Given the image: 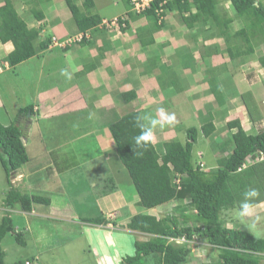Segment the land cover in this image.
<instances>
[{
	"label": "trees",
	"instance_id": "obj_1",
	"mask_svg": "<svg viewBox=\"0 0 264 264\" xmlns=\"http://www.w3.org/2000/svg\"><path fill=\"white\" fill-rule=\"evenodd\" d=\"M23 2L28 6L27 13L24 6L16 5L13 0H0V41L10 42L13 46V50L2 59L8 67L0 65L3 69L0 78L4 77V72L10 74L12 70H15L13 76L17 75V67L36 59L35 62L39 63L36 69H40L38 74L41 80L47 73L45 76L48 82L47 89L57 88L61 83L62 87H58L60 93H65L67 89H76V92L79 91L85 96L95 90L93 87L86 90L89 84L85 72L101 66V61L109 56L108 52L112 50L109 37L115 32L109 31L112 26L116 27L118 32L128 33L136 21L143 19L142 24L136 26L137 31L129 37L145 52L156 43L155 37L163 30H167L170 35L175 30L189 32V38L188 35L184 37L186 40L202 37L203 58L226 54L235 64L253 58L255 49L264 43V5L258 0H150L143 10L135 9L133 0H113L116 7L122 10L111 18L99 16L95 12L96 0H81L79 3L77 0H63L65 9L57 12L51 7L48 11L50 13L48 21L46 14L47 9L52 6L51 0ZM226 2L229 3L232 14L224 9L223 5ZM20 13L27 15L24 18ZM165 18H170L172 22L165 24ZM30 19L36 20L39 24L37 26L29 24ZM68 21L75 25L74 28L78 32L76 35H82V39L78 43L62 45L67 39L76 36L72 33L68 35L60 33L63 24ZM235 21L239 22L241 27L233 31L232 24ZM97 36L101 40L93 51L96 52V56L89 58L90 65L86 67L89 68L85 74L77 76L69 69L65 55H72L78 65L82 64L84 59L78 56L79 53H84L83 48H93ZM216 39L223 41V50L220 44L215 42ZM207 41L211 44H205ZM164 45L166 43L159 46ZM157 58L159 57L150 60V64L154 65ZM257 61L264 67V55L258 57ZM126 63L127 59L122 65L125 66ZM219 67L208 69L204 78L207 84L205 89L208 90L205 94L210 95L218 109L212 110L209 105L211 103L205 102L201 107L206 109L207 115L202 116L203 110L199 107L201 104L197 102L196 97L189 103L180 100L175 103L177 111L187 112V119H200V123L198 122L200 125L194 122L195 125L187 128L185 122L181 124V127L185 128L187 140L185 143L180 142L177 137L163 143L162 150L161 147L156 148L154 141L146 151L136 149L134 137L141 131L136 126V118L142 116L141 112H126L115 122L106 125L113 140L111 146L137 193V206L146 210L145 213L129 217L125 223L126 230L138 232L144 235V239L141 241L135 239L133 255L125 254L119 264H190L192 253L188 247L191 241H204L217 252L216 258L209 256V262L206 264H261L264 259V238H256L240 221L235 222L232 227H227L230 218L225 214L226 211L236 213L243 200V193L248 189H257L260 192L253 203L257 205L264 203V130L259 133L247 132L239 119L228 121L220 129L215 126V117H223L217 115L221 112L227 97L218 85V77L225 71ZM21 69L26 70L24 67ZM118 71L116 68L115 71L110 70L109 76L112 78ZM50 73L53 82L49 77ZM238 96L251 118L253 107L246 99L248 94L244 92ZM134 98L135 94L132 91L123 95L125 105L130 104ZM58 102L59 99L55 96L48 97L38 120L58 117H66L67 120L74 113L63 111L54 115L53 112L59 109L60 103L61 106H67L61 101ZM90 104L87 108L90 105L89 109L92 110L93 105ZM197 105L199 108L196 110ZM33 108L32 103L18 108L15 124L9 126L0 124V162L9 187L2 201L4 215L0 219V264H41L36 257L9 263L1 247V241L7 235H12L21 245H25L26 236L30 235L23 227L16 231L17 225L12 214L22 218L24 213L30 214L35 208L39 210V206L51 205V199L48 197L27 190L23 193L18 187L13 186L10 180L13 173L21 171L29 162L30 140L22 131L19 119L29 121L35 116ZM79 112L83 115L84 122H89L87 126L82 127L89 128V136L94 142L100 132L90 123L91 118L85 117L90 113L88 110ZM28 113L31 114L30 118L27 117ZM251 121H255L253 117ZM66 123L70 127L73 126L74 135H79L80 139L85 138L87 133L80 135L79 127L76 128L72 122ZM201 139L209 141L210 146H215L214 167L200 168L199 162L197 163L198 159L194 156L193 149L194 144ZM230 141L232 142L229 146L227 144ZM133 150L142 152V155H135ZM56 151L54 146L53 160H49L51 153L48 157V167L51 169H53V166H50L51 162H54L56 168ZM115 183V178L105 177L104 189L101 190L100 196L118 191ZM169 205H173L172 211L164 216L148 213L158 207L166 208ZM65 207L68 209L69 205L66 204ZM126 213L125 210V215ZM35 221V226H39L37 219ZM46 221L51 222V219L47 218ZM80 221L92 226L110 222L103 215L94 218L83 217ZM112 222L118 225L115 221ZM40 223L42 227V222ZM31 235L37 237L35 233ZM52 244L55 243H49V246Z\"/></svg>",
	"mask_w": 264,
	"mask_h": 264
},
{
	"label": "rangeland",
	"instance_id": "obj_2",
	"mask_svg": "<svg viewBox=\"0 0 264 264\" xmlns=\"http://www.w3.org/2000/svg\"><path fill=\"white\" fill-rule=\"evenodd\" d=\"M24 0H13V2L21 6L23 4ZM57 1V0H55ZM54 1V3H56ZM81 0H77V3H79ZM97 4L94 7L95 12L99 14V16H106L107 18H111L114 16H117L118 13L122 10L121 8L116 7L113 0H96ZM264 5V0H258ZM27 10L26 13L29 11L27 5H22ZM66 5H62L61 12L65 9ZM224 9L228 10L227 7H229V3L226 2L223 5ZM230 14V8L228 10ZM27 14L23 15V13H20V16L26 17ZM50 13L47 15L46 20H50ZM170 18H165L164 23L169 24L171 23ZM29 24H35L36 26L39 24L34 19H30L28 21ZM69 29L74 28L75 25L72 24L71 21H68L66 24ZM138 25V24H137ZM132 25V28L130 29L131 32L128 33H121L116 31L117 28L112 26L109 28V31H115L113 36V39L119 38V41L123 43L122 47H117L114 49L113 54L109 55L107 59H104L105 61H101V67L99 71L101 72V68L103 67L104 72L106 71L107 66H113L115 67V64L120 67L121 64L129 57L128 61L134 62L139 58V50L133 44V41L129 37L130 34H134L137 30L135 26ZM239 27H241V24L239 22H233L232 29L233 31H236ZM63 31H60L62 34ZM166 32V31H165ZM189 33V32H188ZM70 36V35H69ZM99 36L95 37V41L101 40V38H98ZM185 35L183 31L175 30L172 37L167 38H158V42H163L165 39L169 41V46H166L168 48L163 49L162 48V62L169 65L170 63L173 64V61L176 60L175 54L172 53L174 47L175 52L177 47L179 46L178 41L182 38H184ZM217 43L220 44L221 49H224V44L221 40H215ZM64 45V44H63ZM152 47V46H151ZM149 47L148 49H150ZM155 47V46H154ZM77 48V47H75ZM0 50L1 55L5 56L10 51V45L8 42H1L0 41ZM160 53V52H158ZM172 53V54H171ZM0 55V60L1 56ZM264 55V43L261 44L256 49L255 57H259ZM96 56V52H91L90 54H87V58H85L83 64H88L91 57ZM180 56V55H178ZM89 57V58H88ZM131 57V58H130ZM191 58L193 56H190ZM135 58V59H134ZM227 62L230 63L229 58L225 57ZM193 59V58H192ZM216 59H214V62H212L213 65H216ZM68 60V59H66ZM134 60V61H133ZM35 60L28 61L24 65L17 67L16 72L17 75L13 76V73L15 70H12V72L6 73L4 72V77L0 78V97H5L4 99L0 98V101L2 102L3 107H0V124L3 126H9L10 124H15L16 119L14 116V112L16 113L15 106L17 107H24L29 104L30 101H35L36 97L41 95L43 96L45 93H50L54 89L59 90L58 87H62V84L60 83L57 88L53 89H47L48 82L46 74L41 80V77H38L37 79L35 77H32L33 72H38L40 69H36V66H38L37 62ZM159 62V61H158ZM199 65H200V61ZM141 64V67H144L143 63L139 62ZM185 63V62H184ZM1 65V62H0ZM87 65V66H88ZM151 65V64H148ZM235 65H238V69L240 70L238 73H236L232 80L239 85L237 88L234 86V89H238L239 93L243 94L246 92L248 94V97L246 99L251 103L252 107V115L254 120L257 117L259 121H251V118L249 114H247V111L244 106H232L230 105L226 110L221 109L220 113L217 116L223 115L221 120V116L217 119L216 127L218 129L225 126V124L233 119H239L243 128L247 132H255L259 133L260 131L264 130V113L262 108H260V98H257L255 96V101L253 100L251 96V92L248 90L249 87L252 85L258 83V81L261 79L259 76V71H257V63L255 62H242L237 63ZM74 69L76 72L75 74L78 76L84 72V68ZM8 66L6 65V68ZM21 67H24L26 70L22 71ZM89 68V67H88ZM86 68L85 70H87ZM9 69V68H8ZM160 70V68H159ZM235 70V69H234ZM171 70L165 71V78L164 75H161V78L164 80L168 79L167 74L170 73ZM3 72V69H0V73ZM78 72V73H77ZM180 73V72H179ZM68 75V74H67ZM66 75V76H67ZM100 77L102 78L103 73H100ZM35 76V75H34ZM62 76V77H66ZM31 77V78H30ZM51 81L52 80V74L50 73ZM55 77V76H54ZM232 77V76H231ZM104 78V75H103ZM107 78V77H106ZM105 78V79H106ZM198 81V80H196ZM245 84V85H244ZM40 86V89L38 87ZM86 86V90L87 87ZM194 86V85H193ZM258 86L263 90L262 85L258 84ZM246 90H245V88ZM160 92L158 91V94ZM73 94L79 95L76 90L73 91ZM97 94L96 90H93L90 92V96ZM56 98L59 99V102H63L64 105H67L70 107H74L75 105V99L72 98L71 94L67 92L66 94H57ZM82 96V94H81ZM160 96V95H158ZM158 96L156 93L149 94L148 97L150 100L152 97L154 98L153 104L151 106L147 105V97L144 100H139L140 102V109L147 110L149 107L152 109L155 108L157 105L156 102H158ZM71 97V98H70ZM161 97V96H160ZM178 95L173 96V99L169 104L170 107L168 109L169 114H175L176 120L173 124H167L164 123L163 127L157 126L156 129H162L161 132H167L169 128H173V133L170 132L169 137L179 138V141L182 143H185L186 140V134H185V128L181 127V124L185 122L187 124V128L191 127L196 122L197 124L200 123V119L195 118L193 119H187L185 115H182L180 112L176 111L177 107H175V98H177ZM235 99L234 97L227 96L226 100H232ZM123 96H120L118 99V104L122 105V108H124L125 104L123 103ZM161 101V100H160ZM233 101V100H232ZM77 102V101H76ZM135 101L133 102V105H136ZM166 103H163V108L165 110ZM204 104V102L201 104V106ZM241 103H239L240 105ZM79 105V103H78ZM162 106V105H161ZM77 107V106H75ZM168 107V106H167ZM197 108L198 105L196 106ZM235 107V108H234ZM66 108L64 106H61L58 109V111L63 112L66 111ZM121 108V109H122ZM89 109L88 111H90ZM203 110V109H202ZM55 111V110H54ZM57 111V110H56ZM166 111V110H165ZM50 113V112H49ZM48 113V114H49ZM262 113V116H256V114ZM78 112L72 113L69 118L66 117H58V118H52L49 120H38L33 119V123L29 125L28 120L19 119L20 126L24 134L29 138V148H28V155H29V162L25 164L21 171L24 172V176L18 175L19 172H15L12 174L11 177V183L13 186L18 187L23 193L27 190L31 193H36L38 195L48 197L51 199L54 203H62L63 205L68 204L69 210L74 211L77 216L80 218L83 217H96L98 216V210L100 211L101 207L103 205L112 206L115 203H118L119 201L117 199L107 200L104 201V199H100V192L103 190V180L107 176H111L116 179L115 186L119 188V198L121 197V201L129 208L130 211H132V208L136 206L135 199L138 198L137 193L135 192L134 186L132 184V181L130 180L128 173L124 166L119 161L117 154L114 151V148L111 146V143H113V140L111 138L110 132L108 127H97L95 130H99L100 132V138L95 139L93 142V139L90 138L88 133V127L83 128L82 126H87L86 124L89 122H84L83 115L79 114ZM148 114L143 113V116ZM151 115V114H150ZM104 116V115H103ZM102 116V117H103ZM97 117L96 119H90V123L98 122L97 125L100 124V120L102 118ZM119 118V117H117ZM89 119V118H88ZM73 120V121H72ZM107 120V119H106ZM66 121L68 124H72L77 127H79L80 135L86 134L84 137L80 139L79 135L73 134V126L66 125ZM180 122V123H179ZM199 122V123H198ZM200 125V124H199ZM198 125V126H199ZM19 126V125H18ZM96 127V126H95ZM94 127V128H95ZM250 128H252L250 130ZM155 129V130H156ZM85 130V131H84ZM83 131V132H81ZM230 137V135H229ZM89 139H92V141H89ZM155 140V139H154ZM216 140V139H215ZM232 141H230L227 145H231ZM56 147L57 151L55 152V155L57 157V163L56 168L54 167V162H51L53 166V169L48 167L49 160H53L52 153H53V147ZM161 145V149H162ZM194 156L196 155V152L200 150L203 154V161L207 164V167H214L215 166V146H210L209 141L201 139L200 141L196 142L194 144L193 149ZM51 153V156L49 157V154ZM219 152H216V155H218ZM49 157V160H48ZM56 157H54V160H56ZM7 176L4 172V169L2 167V164L0 162V219L3 215V209H2V201L4 198L5 192L8 191V183H7ZM104 203L101 206V203ZM45 209H47L44 206ZM38 209H43V206H39ZM163 209H166L165 207H162L158 209V212L162 211ZM168 211V206H167ZM162 213V212H161ZM161 213H158L159 217L162 216ZM226 215L229 216L230 220L227 222V227H232L235 222H239V219L236 217L235 213L225 212ZM257 214L259 215L260 219L255 220V217L248 218V223L243 224L246 226V230L253 234L256 238H264V203L261 205H258L257 208ZM35 217H38L36 214H34ZM49 219H52L51 222H45L47 218L41 219L36 218L39 225L42 222V227L40 228V233L44 232L45 235H49L51 233L50 237L45 238L42 241H37L36 238L32 237L30 234L28 237L26 236V243L25 245L18 244V242L15 241L14 237L12 235H7L2 241H1V247L5 252V258L6 261L9 263L14 262L15 260L22 259L25 260L26 258H33L36 257L41 264H117L120 260V258H117L115 256H112L110 258L107 254H101L99 256L98 254L101 252H106V247L101 244L99 240L102 239V235L105 234V231L102 229H95L94 227H91L90 233L87 230H81L80 232H75L74 228H71L70 220L68 217H65L61 215V212L58 210H51L49 214ZM12 218L14 219L16 225L20 226L23 224V221L20 220V217L17 214H12ZM111 218V217H110ZM58 220V221H54ZM231 219H234L231 221ZM255 220V226H252V221ZM72 221V220H71ZM53 222V223H52ZM73 227V226H72ZM110 229L116 228L115 225ZM66 229V231H65ZM115 230V229H114ZM118 235V239L116 241L117 243V249L115 250V253L117 255L127 254L132 255L134 253V240L136 238H132L127 235V233L124 232H118L116 233ZM44 235V234H42ZM44 235V236H45ZM132 236V234H130ZM46 239V240H45ZM132 240V241H131ZM201 242V241H200ZM205 243L204 241H202ZM49 243H55L49 246ZM201 249L194 247L193 251L196 254V257L192 258L191 260L195 264H206V262H209V256H213V258H216V254L210 249H208L207 246H203ZM47 249V250H46ZM114 254V253H113ZM192 262L190 264H192ZM261 264H264V261H262Z\"/></svg>",
	"mask_w": 264,
	"mask_h": 264
},
{
	"label": "crops",
	"instance_id": "obj_3",
	"mask_svg": "<svg viewBox=\"0 0 264 264\" xmlns=\"http://www.w3.org/2000/svg\"><path fill=\"white\" fill-rule=\"evenodd\" d=\"M55 0H51L52 6H50L47 9V13L49 10H51V7L54 8V10H57V12H60V9L63 5V0H57L55 1L56 3H54ZM23 4H21L22 6ZM51 5V4H50ZM24 8V7H23ZM229 10V7H227ZM22 11V9H20ZM48 15V14H46ZM47 19V16H46ZM36 21V20H35ZM48 21V20H47ZM143 19L136 21L134 25H139L142 24ZM38 23V22H37ZM67 23H64L62 26V33H66L67 35L72 33L73 35H76L77 30L75 28H67ZM137 25V26H138ZM136 28V26H135ZM166 31V32H165ZM185 36L188 35L189 38V33L187 32H183ZM115 33L111 34L109 37V41L110 43H112V50L108 52V55H111L114 51V49H116L117 47H122L123 43L121 41H119V38H115L113 39V36ZM168 37H172V35H170V33L167 30H163L161 33L158 34L157 37H155V44L151 45L152 47L150 49H147V51H142L140 50V48L137 46V44L135 43V46L138 48L139 50V58L134 61L129 63L130 61H128L129 57H127V63L126 65H122L120 67H118L115 64V67L111 66H107L106 67V71L104 72L103 67L101 68V72L99 71L101 66H98L97 68H90V70L86 71L84 68V72L86 73V79L88 81L89 86L87 88L93 87L96 91L97 94L90 96V94H86L85 96L82 95L81 96V92L77 91L79 95H74L73 91L76 89H67L65 93H60L59 90L54 89L52 92L50 93H45L43 96L39 95L36 97V100L30 101L29 103H32L34 105V115L31 118L33 119H38V117L43 113L44 108L46 106V99L48 97H52L59 94H66L67 92H69L72 96V98L75 99V105L74 107H70L68 106V109L66 107V111L68 112H78L79 114H81V112L79 111H83V110H89L90 108V103H92V107L93 109L90 110L89 114L85 117H90L92 119H96L97 117L102 118L99 119L100 120V124L97 125L98 122H94L92 125L99 127V129L101 127H107L106 125H109L113 122H115L116 120H118L120 117H122L126 112H130V111H136V112H141V115L143 116V113H147L151 116H153L154 118L159 119V112L158 110L163 108V103L167 104H173L170 103L173 99V96L178 95L177 98H175V103H177V101L180 100L181 101H186V102H190L192 99L195 100V97L197 99V102H199V104H202L203 102L206 104L211 105L212 110H216L217 104L215 102H212L213 100L211 99L210 95L205 94L208 93V90H206V81L204 82V78H205V74L207 73L206 71L208 69H212L214 67H219L221 66L222 69H224V73L222 75H220L218 77V85L220 86V88L222 89V91H224V95L225 96H231L234 97L235 99L232 100H226V103L224 104L222 109L228 108L230 105L234 106H243L242 104L239 105L240 101H239V96L241 95V93H239L238 89H234V86H236L237 88L239 87V85H237L233 80V76L238 73L240 70L238 69V65H235L234 61H230V63H228L226 60V54H223L222 56H218V55H213L208 59L203 58V53H202V48H203V39L202 37H195V38H191L190 40H186L185 38H182L178 41L179 46L177 47V49L175 52V47L172 51V53L175 54V59L173 61V64H165L163 63L162 60V48L166 49L169 46V41H167L166 39L163 42L157 43L158 38H167ZM156 36V35H155ZM195 39V41L193 40ZM216 40H220V39H216ZM217 43V41H215ZM163 43H166V45L159 46L162 45ZM223 43V41H222ZM8 44L10 45V51L8 53H10L13 50V46L10 42H8ZM134 44V43H133ZM205 44L210 45L211 42H206ZM219 44V43H218ZM95 46L93 48H83L84 49V53H79L78 56H80L81 58H83L85 60V58H87V54H90L91 52L94 51V49H96L98 47V41H95ZM114 46V47H113ZM155 46V47H154ZM82 48L81 46H77ZM259 47V46H258ZM79 48V49H80ZM81 49V50H83ZM257 49V48H256ZM256 49L255 52L253 53L254 55L256 54ZM160 52V53H158ZM1 53V50H0ZM7 53V54H8ZM171 53V54H172ZM6 54V55H7ZM1 55V54H0ZM5 55V56H6ZM180 55V56H178ZM193 55V59L190 57ZM253 55V58H250L248 60H246V62L251 61L252 63L255 62L257 63V71H259L258 74H260L259 76L261 77V79L258 81V83L252 85L251 87H249V91L251 92V96L253 98V100L255 101V96H257V98H260V108H262V110H264V67L260 66L259 62L257 61L258 57H255ZM2 56V55H1ZM5 56H2L1 59H3ZM154 57H159L157 58V60L155 61L154 65H148L150 64V60H153ZM228 57V56H227ZM260 57V56H259ZM65 58L68 59L67 60V64L69 69L71 70L72 73H76L74 71V69H79L78 72L81 71L80 68L87 66L88 64H80L78 65L77 62L72 58V55L70 54H66ZM89 58V57H88ZM131 58V57H130ZM216 59V65H213L212 62H214V59ZM229 58V57H228ZM135 59V58H134ZM148 59V61H147ZM105 61V60H102ZM159 61V62H158ZM200 61V65L199 62ZM1 64L6 68V63L3 60H0ZM143 63L144 67H141V64L139 63ZM185 62V63H184ZM90 65V64H89ZM109 67V68H108ZM119 70L117 73H115V75L111 78L109 76V74L111 73L110 70ZM160 68V70H159ZM220 68V67H219ZM0 69H2V66H0ZM235 69V70H234ZM167 70H171L170 73L167 74L168 79H162L161 75H164L165 78V71ZM77 72V73H78ZM83 72V73H84ZM88 72V73H87ZM180 72V73H179ZM84 73V74H85ZM100 73H103L102 78L100 77ZM35 75V76H34ZM232 76V77H231ZM32 77H35L37 79L38 77V72H34L32 74ZM107 77V78H106ZM106 78V79H105ZM198 80V81H196ZM122 83V84H120ZM258 84L262 85L263 90L258 86ZM194 85V86H193ZM245 85V84H244ZM245 88V87H244ZM104 89V90H103ZM246 90V88H245ZM134 92L135 94V98L132 100V102L130 104H126L124 105L125 107L122 108L121 104H118V99L120 96H123L125 93L128 92ZM158 91L160 92L158 94ZM156 93L158 96V102H156L157 105L155 108H151L149 107V109L147 110H143L140 109V102L142 100L145 101V98L147 97V105L151 106L153 104L154 98L152 97V99L150 100V98L148 97L149 94H153ZM205 94V95H204ZM57 97V96H55ZM1 99H4L5 97L1 96ZM71 98V97H70ZM142 99V100H141ZM141 100V101H139ZM161 100V101H160ZM77 101V102H76ZM135 101V103H137L136 105H133V102ZM79 103V105H78ZM124 103V101H123ZM89 105V107L87 108V105ZM125 104V103H124ZM167 104L165 106V113H168V109L170 107V105ZM162 105V106H161ZM2 102L0 101V107H2ZM77 106V107H75ZM168 106V107H167ZM176 106V104H175ZM25 107V106H24ZM201 107V105H200ZM234 107V108H235ZM21 108V107H17L15 106V110L17 112V109ZM122 108V109H121ZM164 109V108H163ZM201 109H203L202 112V116H206L207 115V111L206 109H204V107H201ZM170 110V109H169ZM197 110V107H196ZM177 111V110H176ZM219 111V110H218ZM180 112L182 115H187V112ZM61 113V111L59 112L54 111L53 114H58ZM264 113V111H263ZM78 114V115H79ZM216 114V113H215ZM214 114V115H215ZM16 115V113L14 112V116ZM104 115V116H103ZM37 116V117H36ZM103 116V117H102ZM256 116H262V113H260L259 115L256 114ZM119 117V118H117ZM187 117V116H186ZM30 118L29 125H31L33 123L34 120H32ZM216 118V117H215ZM40 119V118H39ZM45 119V118H44ZM107 119V120H106ZM224 118H221V120H223ZM217 119L214 120V124L216 126L217 124ZM255 121H259L258 118H255ZM254 121V122H255ZM187 125V124H184ZM252 128H250L251 130ZM245 130V129H244ZM162 129H156L154 130V135H155V140L154 143L156 145V148L161 147V145L171 139H173L175 136L173 135V137H169V134H171L170 132L173 133V128H169V130H167V132H161ZM252 131V130H251ZM100 134V133H99ZM98 138H100V135L98 136ZM162 150V149H161ZM196 158L198 159L197 163L200 166V168H205L207 169V164L203 161V157L204 154L198 150L196 152ZM24 172L20 171V174L18 175H23ZM24 176V175H23ZM100 199H104V201L107 200H112V199H117L119 202L115 203L114 205H103L104 203H101V206L103 205V207H101L100 211L98 210L97 215L101 216L103 215V217H105L106 220H109L110 222L115 221L116 224L115 225L116 228H114L113 230L110 229L109 224L103 225V224H99L96 226H92L88 223L85 222H81L80 220H82V218H80L79 216H77L76 214H74V211H69L68 209H66L65 204L63 205L62 203H54L51 201V205L49 207H46L47 209L44 208L43 209H39L37 210L36 208L29 214V213H24L23 217L20 218V220L23 221V224H21L20 226H16V231H20L21 227H23L24 231H28L30 234H36V240L37 241H42L45 233L41 232L39 228H41V225L39 226H35L36 225V218L34 214H36L38 217L41 218H50L49 214L51 212V210H58L61 212V215L68 217L70 220V224L73 226H71V228H74V231L76 232H80L81 230H87L90 233L91 227H94L95 229H102L105 231V234L102 235L103 241L102 239L99 238L98 241L101 242V244L103 246L106 247V252H101L98 255L102 257L101 254H107V253H115V250L117 249V239H118V235L116 233L118 232H124L127 233V235H129L132 238H136L137 240L141 241L144 238V235L135 232V231H129V230H125V223L129 220V217H132L133 215L136 214H140V213H145L146 210H144V208L137 206V201L138 198L135 199L136 201V206H134L132 208V211L129 210L130 207L126 206L122 201H121V197L119 198V190L114 191L113 193L107 195V196H100ZM162 207H158L155 210L149 211L148 213L151 214H156L158 215V213H161L162 216H164L165 214H168L169 212L172 211L173 205H169L168 206V211H167V207L166 209H163L161 212H158V209H160ZM125 210L127 211L126 215H125ZM4 215V213H3ZM2 215V216H3ZM113 215L115 217L118 216V218L116 220L110 219V216ZM1 216V217H2ZM97 217V216H96ZM88 218V217H87ZM52 220V219H51ZM72 220V221H71ZM55 221V219H54ZM53 223V222H52ZM112 225H114L112 223ZM26 231V232H27ZM66 231V229H65ZM44 234V235H42ZM51 233H49V235H45V237H50ZM132 234V236L130 235ZM132 241V240H131ZM182 242V240H180ZM203 246H207L208 249L212 250L216 255L217 252L213 250V248L208 244V243H203L200 241H191L189 243V249L192 253V258L196 257V254L193 251L194 247L200 248L201 249H206L203 248ZM194 254V255H193ZM119 258V256L117 257ZM264 261V259L262 260ZM262 263V262H261ZM193 264V262H192Z\"/></svg>",
	"mask_w": 264,
	"mask_h": 264
},
{
	"label": "clouds",
	"instance_id": "obj_4",
	"mask_svg": "<svg viewBox=\"0 0 264 264\" xmlns=\"http://www.w3.org/2000/svg\"><path fill=\"white\" fill-rule=\"evenodd\" d=\"M139 1H140L139 2L140 4L144 3V7L139 9V10H143L144 8L148 6V3L150 0H139ZM62 74H65V73H62ZM158 112L160 116L159 119L154 118L153 116L149 114H146L144 116H138L136 118V126L141 130L140 134L134 137L136 149H141L143 151H146L155 139L154 130L157 128V126L163 127L164 123H167L170 125L175 122L176 120L175 114H166L163 108L159 109ZM27 117L30 118L31 114L29 116L27 115ZM133 151L135 155H142V152H136L135 150ZM259 195H260V192L257 189H248L243 193V200L240 203L239 208L238 210H236V213H235L236 217L239 219L241 224L248 223V218L255 217V220L260 219L259 215L257 214L258 205L256 203H253V201L256 200L259 197ZM110 217H111L110 219H113V220H116L118 218V216L115 217L113 215H111ZM255 220L252 221L253 227L255 226ZM112 223L109 222L107 224L111 225V228H112L113 227ZM103 225H106V224H103ZM124 255L125 254L117 255V254L109 253L108 256L110 258H112V256H115V257L119 256L120 260L117 263L119 264L122 257H124Z\"/></svg>",
	"mask_w": 264,
	"mask_h": 264
},
{
	"label": "built area",
	"instance_id": "obj_5",
	"mask_svg": "<svg viewBox=\"0 0 264 264\" xmlns=\"http://www.w3.org/2000/svg\"><path fill=\"white\" fill-rule=\"evenodd\" d=\"M133 2H135V8L137 10H139L140 8H143L144 7V3L143 4H140L139 2H137V0H133ZM81 39H82V35H76V36H74L72 38H69L66 41H64L63 44L65 45V44H70V43H74V42L75 43H78Z\"/></svg>",
	"mask_w": 264,
	"mask_h": 264
},
{
	"label": "water",
	"instance_id": "obj_6",
	"mask_svg": "<svg viewBox=\"0 0 264 264\" xmlns=\"http://www.w3.org/2000/svg\"><path fill=\"white\" fill-rule=\"evenodd\" d=\"M30 114H28V116H29Z\"/></svg>",
	"mask_w": 264,
	"mask_h": 264
}]
</instances>
